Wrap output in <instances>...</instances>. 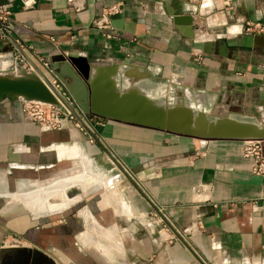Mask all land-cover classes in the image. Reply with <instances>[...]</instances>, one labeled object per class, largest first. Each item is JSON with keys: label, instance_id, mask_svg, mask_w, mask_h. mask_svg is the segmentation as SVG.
<instances>
[{"label": "crops", "instance_id": "crops-1", "mask_svg": "<svg viewBox=\"0 0 264 264\" xmlns=\"http://www.w3.org/2000/svg\"><path fill=\"white\" fill-rule=\"evenodd\" d=\"M116 1H121L120 10L109 16L116 36L106 37L94 20L104 6ZM0 3L10 10L9 32L14 38L48 61L63 53L88 66L103 93L112 88L118 95L133 92L156 104L177 101L194 107H211L217 99V110L237 108L240 114L264 120V52L226 48L223 54L218 49L221 40L246 33L244 21L264 18V0H83L79 9L67 0H34L27 7L20 0ZM176 10L191 13L196 38L214 40L212 53L194 49L176 30L171 18ZM15 50L0 31V63L15 65ZM162 86L172 92L165 101L158 100ZM88 116L103 142L208 264H264V171L252 172L251 159L241 153V139H199L108 116ZM259 142L264 156V138ZM75 147L91 157L96 169L110 163L97 143L71 123L41 129L20 115L17 101H0V189L7 185L13 190L22 179L57 175L72 162L66 152ZM76 169L63 171L67 174L42 192L43 214L21 208L17 193L1 190L0 247L9 249L5 244L11 240L28 246L37 238L63 264H199L127 184L121 194L105 191L100 200L92 204L85 200L77 208L85 228L76 237L91 247L88 254L74 248L65 235L77 227L73 220L60 227L61 237L53 239L46 229L37 231L43 215L52 214L51 206L66 197L68 186H81L85 197L78 179L85 173ZM56 196L59 199L53 200Z\"/></svg>", "mask_w": 264, "mask_h": 264}, {"label": "water", "instance_id": "water-1", "mask_svg": "<svg viewBox=\"0 0 264 264\" xmlns=\"http://www.w3.org/2000/svg\"><path fill=\"white\" fill-rule=\"evenodd\" d=\"M180 12V13H179ZM171 15L173 23L183 36L187 37L191 47L212 53L214 40H202L195 37L194 27L191 24L192 16L185 10L173 11ZM0 31L9 42L29 63L33 70H27L20 60L16 61V70H0V101L38 100L57 104L58 97L66 108L82 123L79 115L73 110L68 102L61 96L58 90L50 83L44 72L33 62L23 48L15 41L6 27L0 23ZM227 49L250 51L259 48L264 52V33L246 32L232 38L223 39L218 44V49L225 54ZM47 60V59H46ZM48 66L52 73L66 87L70 95L76 101L80 110L86 114L108 116L110 118L124 120L131 123L160 128L170 132L187 134L199 139L209 138H238L247 137L264 138V120L260 121L254 117H248L236 111H228L224 114L210 112L209 106L196 107L182 102H168L156 104L146 96L130 93L116 94L114 91L103 93L99 90L96 79L93 77L88 66H80L74 59L63 53L49 58ZM110 85V84H109ZM112 87V86H111ZM83 124V123H82ZM84 129L95 143L101 148L109 161L116 168L115 173L109 174L113 177L123 175L131 186L151 206L158 217L163 221L173 235L186 247L199 264H208L194 248L188 243L184 233L178 229L168 218L164 208L158 205L146 192L141 182L133 172L114 154V152L103 142L100 136L90 130L85 124ZM67 166L60 169L57 175L69 169ZM100 197V194H99ZM25 245H10L9 249H21ZM6 247L2 245L0 250Z\"/></svg>", "mask_w": 264, "mask_h": 264}, {"label": "built area", "instance_id": "built-area-1", "mask_svg": "<svg viewBox=\"0 0 264 264\" xmlns=\"http://www.w3.org/2000/svg\"><path fill=\"white\" fill-rule=\"evenodd\" d=\"M23 7L31 6L34 0H20ZM74 3L76 9H79L83 0H67ZM121 1L112 2L103 7L99 17L94 20L97 27L105 29L104 35L106 37H114L116 33L112 30L110 25L109 16L120 10ZM10 10L0 3V23L10 31ZM243 29L246 32H258L264 33V18L260 20L250 21L246 20L243 23ZM15 41L25 50L27 55L33 60V62L44 72L49 79L50 83L58 90L61 96L70 104L73 110L79 115L82 123L85 124L91 131L96 132V129L92 125L88 114L82 112L78 107L74 98L70 95L66 87L52 73L48 66V60L37 51H34L27 46H24L17 38ZM14 57L22 62V65L27 70H33L31 65L27 63L22 55L15 50ZM57 104L47 103L38 100H17L19 104V112L23 118L35 121L41 129H53L61 128L67 123H71L77 129L83 131L88 135V139L92 141V138L84 129L83 124L78 121L75 116L70 112L68 108L56 97ZM241 144V153L245 157L251 159V170L253 173H262L264 171V156L261 153L259 138L247 137L243 138Z\"/></svg>", "mask_w": 264, "mask_h": 264}, {"label": "rangeland", "instance_id": "rangeland-1", "mask_svg": "<svg viewBox=\"0 0 264 264\" xmlns=\"http://www.w3.org/2000/svg\"><path fill=\"white\" fill-rule=\"evenodd\" d=\"M12 65H8V62H2V63H0V69H9V68L12 67ZM171 96H172V92H170L169 89L168 90H164V86H162V89L160 91V95L158 97V100L159 101H165V100L169 99ZM217 103H218V100L217 99L215 101H213L214 108L212 109V107H213V105H212L211 108L209 109L210 112L215 113V114H224L226 111L225 112H222L221 110H217V108H218L217 107L218 106ZM230 110L236 111L237 108H233V109H230ZM72 153H73V151H68V150L66 152V154H67L66 158H72V162L68 165V166H70V168L67 169V170L68 171L69 170L73 171L74 169H76L78 167L80 169H86L87 168L86 166L85 167H82V164L81 163H78L79 162L78 161L79 157H77L76 155H72ZM76 163H78V165ZM90 164L91 165H89V167H88L89 169L92 168L91 171H90V173H96V172H100V173L98 174V177H96V179H95L94 176H91V175L88 176V177H84L85 174L79 178V179H82V177H83L88 182V184H87L88 186L84 187V195H85V197L82 196L83 194H82V191L80 189L81 186H72L71 185V186H68L65 189L66 190V195L65 196L67 198H72V197H75L77 195L82 196L81 197L82 199H79V201H78V204L80 206L83 205V203L85 202V200L87 201L89 199V197H91V200L94 202L96 199L99 198V194H100V198H101V196H103L104 192L106 191V188L104 187V184H102V183H104V181H108L110 179L111 180H114V182L117 181L116 182L117 183L116 190H118L120 194H121V191H120L121 187H123L126 184L129 186L127 188H133V186H131L129 184V182L126 180V178L123 175L120 176V179L119 178L117 179V176L113 178V176L109 175V174L115 173V171H117V169L115 167L112 168L111 171L105 172V170H104L105 168L106 169H109L110 166L113 165L111 162L110 163L107 162V163L103 164L104 165L103 166L104 168L101 169V170L94 168L93 167L94 166L93 162L90 163ZM90 166H91V168H90ZM88 168L86 170H88ZM66 174L67 173H62L60 175H56L55 174V175H53V176H51L49 178H45L44 180H31V179L30 180H24V179H22V180H19L17 182V185H16V187L13 190H9L7 188V185H6V187L3 186L4 187L3 189H6L7 188V190L10 191L11 193H17V200H15V201H16V203H18V205L21 208H28L33 214H35L37 212L40 213V211L43 214L44 205L42 204L43 203V199H41L42 197H40V195H39L40 192H43V191L46 192V191H48L47 189L49 188V185L51 183H53V182L55 183V180L58 179V176L62 177V176H65ZM91 178H93L95 180H92L91 181L90 180ZM101 178L104 179L103 182L100 181ZM35 181L37 182L36 185L35 184L33 186H29L28 185L31 182H35ZM4 184H6V183H4V181H3V184L2 185H4ZM31 185H32V183H31ZM85 188H89L90 190L89 191H85ZM3 189H0V192H3V191H1ZM57 197L58 196L52 197V199L55 200V199H57ZM100 198L98 200H100ZM5 199L6 200H11V198H8V197L5 198ZM34 202H37V203H34ZM78 207L79 206H77V208ZM77 208L74 210L73 214L71 215L72 220L75 222V226H77V227H75L76 229L74 228V230H72V235H69L68 237H69V241L70 242H73L74 241L73 242V246H75L76 248L78 247L79 249L82 250V252H85L86 254H88V252H89L88 249H90L91 247L88 248V247H86L85 244L81 245V241L76 237V234L78 233V231H80V230H82V229L85 228V227L82 226L83 220H82V217H80V215H78V209ZM28 209H26V210H28ZM66 209H64L63 211H65ZM47 216L50 217V218L56 217V219H58V218H61L62 219V217L60 216V212H56L55 214H48ZM164 232H166V231L163 230V233H161V235L165 234ZM168 232L171 233L170 231H168ZM11 241H14V240H11ZM11 241H9V243ZM49 250L52 251L54 249H49ZM58 250L59 249L56 250V253H57ZM58 263L59 264H63L60 261H58Z\"/></svg>", "mask_w": 264, "mask_h": 264}, {"label": "flooded vegetation", "instance_id": "flooded-vegetation-1", "mask_svg": "<svg viewBox=\"0 0 264 264\" xmlns=\"http://www.w3.org/2000/svg\"><path fill=\"white\" fill-rule=\"evenodd\" d=\"M49 174L47 178L51 177ZM74 195V194H73ZM57 199H59L57 197ZM79 201V200H78ZM78 201L73 202L68 206V210L60 211L61 218L56 219V217L50 218L45 214L43 218H41L42 225L39 226L38 230H48L51 234V237H61L59 233L60 227L66 226L68 224V220H72L71 215L74 210L79 206ZM91 197L87 200V204H92ZM54 214V213H53ZM56 219V220H55ZM38 227V226H37ZM52 232V233H51ZM67 236L72 235V231L65 232ZM69 238V237H68ZM45 243H47L45 241ZM30 245L24 246L19 249H2L0 250V264H58L56 260L51 256V253L47 251V248L44 243L37 240L35 238L34 242L29 243ZM74 248H76L74 246ZM85 264L87 262H84Z\"/></svg>", "mask_w": 264, "mask_h": 264}, {"label": "bare ground", "instance_id": "bare-ground-1", "mask_svg": "<svg viewBox=\"0 0 264 264\" xmlns=\"http://www.w3.org/2000/svg\"><path fill=\"white\" fill-rule=\"evenodd\" d=\"M74 59V58H73ZM117 66V65H116ZM106 68V67H105ZM116 68V67H115ZM17 68L15 67V65H12V67L11 68H9V69H0L1 71H5V70H16ZM95 70H97V69H95ZM98 70H99V67H98ZM102 70V69H101ZM105 72V71H104ZM97 73H99V72H97ZM107 73V72H106ZM126 73V72H125ZM104 74V73H103ZM94 76V75H93ZM107 77V76H106ZM109 77V76H108ZM111 78H109V80H110ZM108 80V79H107ZM99 81V80H98ZM112 83V82H111ZM108 84H109V82H108ZM111 86V85H110ZM101 87V86H100ZM114 87V86H113ZM132 89V88H131ZM130 89V90H131ZM186 89V88H185ZM136 90V89H135ZM129 91V90H128ZM134 91V90H133ZM136 92V91H135ZM180 92V91H179ZM181 93V92H180ZM187 94V93H186ZM188 95V94H187ZM179 101V100H178ZM71 151H73V154L74 155H76L77 157H79V159H80V163L82 164V167H89V165H90V163H92V161H91V158H89V156L86 154V153H84V151L80 148V147H75V148H72V150ZM86 168V169H87ZM90 168H91V166H90ZM86 169H80V171L82 172V173H85V174H87V176L86 177H88V176H98V175H96V173L94 174V173H90V171H91V169H89L88 168V170H86ZM78 171V170H77ZM100 172H98V174H99ZM101 176V175H100ZM81 177V176H80ZM116 177V176H115ZM114 178V177H113ZM112 178V179H113ZM79 179V178H78ZM88 179V178H87ZM80 181H81V183H82V186H84V187H86V186H88L87 185V183H85V182H87V180H85L83 177H82V179H79ZM89 180V179H88ZM117 182V181H116ZM116 182H114V180H108V181H104V187L106 188V191H109V192H113L112 194H116V193H118L117 192V190H116V186H117V183ZM101 183V182H100ZM111 184V185H110ZM40 187V186H39ZM85 189H87L88 191L90 190V189H88V188H85ZM40 192V191H39ZM44 193V192H43ZM47 193V192H46ZM36 195V194H35ZM40 197H42L41 199H43V197L46 199V196L44 195V194H42V192H40ZM38 195V196H39ZM47 197H50V195H48ZM80 197L81 196H78V197H76L74 200H71L70 198H64L63 200H62V202L61 203H58L57 205H53V206H51V208H50V210H49V212H53V213H56V212H60V211H62V210H64V209H66V208H68V205L70 204V203H72V202H74V201H76V200H79L80 199ZM49 199V198H48ZM56 208H59V210H57ZM61 208V209H60ZM52 213V214H53ZM25 245V242H23V241H21V242H19L18 240H15V242H10V243H6L5 245L7 246H10V245H12V246H17V245Z\"/></svg>", "mask_w": 264, "mask_h": 264}, {"label": "clouds", "instance_id": "clouds-1", "mask_svg": "<svg viewBox=\"0 0 264 264\" xmlns=\"http://www.w3.org/2000/svg\"><path fill=\"white\" fill-rule=\"evenodd\" d=\"M245 264H247V262H245Z\"/></svg>", "mask_w": 264, "mask_h": 264}]
</instances>
